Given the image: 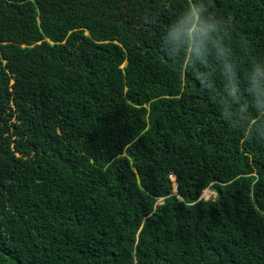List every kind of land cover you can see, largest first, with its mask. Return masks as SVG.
Masks as SVG:
<instances>
[{
  "label": "trees",
  "instance_id": "16d2710c",
  "mask_svg": "<svg viewBox=\"0 0 264 264\" xmlns=\"http://www.w3.org/2000/svg\"><path fill=\"white\" fill-rule=\"evenodd\" d=\"M261 62L264 0H0V264H264Z\"/></svg>",
  "mask_w": 264,
  "mask_h": 264
},
{
  "label": "clouds",
  "instance_id": "9594fccd",
  "mask_svg": "<svg viewBox=\"0 0 264 264\" xmlns=\"http://www.w3.org/2000/svg\"><path fill=\"white\" fill-rule=\"evenodd\" d=\"M204 11L198 4H193L183 11L174 28H169L165 33L166 40L177 45L179 38L183 37L187 54L194 58H200L205 54L209 42H211L210 32L215 31L211 22H206L201 13ZM221 56L223 50L218 43H214ZM249 93L254 97L257 106L264 110V62L253 65L248 77ZM176 190V185H175Z\"/></svg>",
  "mask_w": 264,
  "mask_h": 264
},
{
  "label": "rangeland",
  "instance_id": "374dc122",
  "mask_svg": "<svg viewBox=\"0 0 264 264\" xmlns=\"http://www.w3.org/2000/svg\"><path fill=\"white\" fill-rule=\"evenodd\" d=\"M170 179L172 181V191L175 192V185H176V183H175L174 176H171ZM214 197H215V192L212 189H210V188L204 189L202 191V193H201V196H200V198H203V199H206V200H211ZM159 203H161V199H159L157 201V204H159Z\"/></svg>",
  "mask_w": 264,
  "mask_h": 264
}]
</instances>
